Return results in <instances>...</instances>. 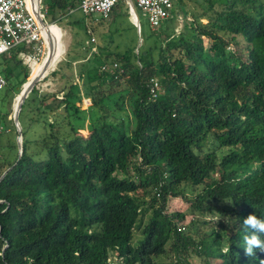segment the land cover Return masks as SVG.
Masks as SVG:
<instances>
[{"label": "trees", "instance_id": "16d2710c", "mask_svg": "<svg viewBox=\"0 0 264 264\" xmlns=\"http://www.w3.org/2000/svg\"><path fill=\"white\" fill-rule=\"evenodd\" d=\"M75 1L48 0V24ZM202 1L164 36L157 59L142 46L99 47L86 60L85 45L77 83L67 80L61 95L28 94L21 148L0 134V264L264 260L245 255L242 224L252 213L264 219V0ZM11 61L0 73L20 94L29 71L16 52ZM108 63L118 69L102 72ZM169 198L188 204V225L184 212H165Z\"/></svg>", "mask_w": 264, "mask_h": 264}, {"label": "rangeland", "instance_id": "374dc122", "mask_svg": "<svg viewBox=\"0 0 264 264\" xmlns=\"http://www.w3.org/2000/svg\"><path fill=\"white\" fill-rule=\"evenodd\" d=\"M33 3L35 0H31ZM202 0H177L174 7L173 18L165 21L159 28L151 30L147 21L146 15L139 9H135V18L128 11L126 5L121 4L120 6L113 9L108 19L101 18L100 15H90L85 16L80 11L75 10L68 17L60 20L58 25L53 24L54 29L57 32L58 39H51V43L55 42V45H51V51L54 52V67L51 71L47 73L44 78H41L35 85V89L42 94H59L60 91L64 89V86L67 80L76 81V72L79 63L72 64L75 56L81 57L84 55L83 46L89 44L90 36L86 34V30L89 28L92 30V36L95 39V46L99 51V47H106L111 54H123L126 51L134 49L135 54H137L140 47L144 46L146 48L152 49V55L154 59H157L158 47L163 44L164 36L166 34L175 33L177 34L183 26L184 22H189L192 18L191 15L200 12L203 9ZM48 0H41V8L45 13L48 7ZM77 6L76 1L74 3V8ZM47 15V14H46ZM53 15L58 16L57 12ZM49 16V15H48ZM47 23L51 20L50 18L45 19ZM137 21L139 23V29L137 26ZM203 24L206 21H202ZM60 27L59 29L56 27ZM63 35V36H62ZM64 41H63V40ZM49 42V41H48ZM207 44V42L205 43ZM231 50V48H229ZM45 52V51H44ZM43 52V53H44ZM61 53V56H60ZM44 54L39 56V61L34 64L31 69L27 66H24L29 71V77L27 81L31 82L34 78L37 77L42 67L45 65L47 60L44 62L43 66H39ZM82 58V57H81ZM113 59L110 57V60ZM12 60L10 58H0V72L2 73L4 68H12L13 62L7 61ZM57 60V61H56ZM9 62V63H7ZM52 64V65H53ZM111 63H108L110 65ZM70 65V67H69ZM75 77V79H74ZM12 89L9 90L8 96H4V91L8 87L6 85L5 89L0 92V110L2 114H7L5 118L0 117V134L4 132V135L9 136V140L17 141V132L13 123V109L16 107L19 102V97L16 92L13 90L15 81H10ZM28 82L24 84L21 91L27 86ZM89 99H82L80 107L82 110H86L91 102ZM2 115V116H3ZM37 131V130H36ZM81 135L86 137L87 130L80 131ZM135 168L130 166L128 169V175H135ZM199 190V189H197ZM188 204L181 198H169L165 212L167 214H172L174 212H184L186 214L185 220L183 221L185 225H188L189 222L193 219L189 212H187ZM216 223V219L213 221ZM135 236H138L137 234ZM193 254V253H192ZM194 255V254H193ZM191 257V262L193 264H206L205 259L202 257ZM173 258L171 255L166 254L158 259L159 264H172Z\"/></svg>", "mask_w": 264, "mask_h": 264}, {"label": "built area", "instance_id": "2783aa9c", "mask_svg": "<svg viewBox=\"0 0 264 264\" xmlns=\"http://www.w3.org/2000/svg\"><path fill=\"white\" fill-rule=\"evenodd\" d=\"M40 2L41 0L36 6L31 0H0V58H8L13 50L25 46L31 48L33 53L20 51L18 58L21 63L31 69L39 61V56L44 54L45 46L39 20L45 26L48 25ZM176 2L177 0H76L77 6L69 10L68 14L78 10L85 16L98 14L101 18L108 19L114 8L124 4L135 19V9L141 10L147 17L150 29L155 30L172 18ZM137 26L139 29L138 21ZM89 41L94 44V37H90ZM96 53L97 50L92 48L86 60ZM116 69H118L117 64H104L101 67L104 73H113ZM150 82V93L156 97L160 89L158 80L152 79ZM6 85L7 82L0 73V92Z\"/></svg>", "mask_w": 264, "mask_h": 264}, {"label": "clouds", "instance_id": "9594fccd", "mask_svg": "<svg viewBox=\"0 0 264 264\" xmlns=\"http://www.w3.org/2000/svg\"><path fill=\"white\" fill-rule=\"evenodd\" d=\"M242 224L247 233L244 236L245 255L256 260L258 259L257 251L264 253V219L252 213L243 219ZM259 264H264V260H260Z\"/></svg>", "mask_w": 264, "mask_h": 264}, {"label": "water", "instance_id": "95a60500", "mask_svg": "<svg viewBox=\"0 0 264 264\" xmlns=\"http://www.w3.org/2000/svg\"><path fill=\"white\" fill-rule=\"evenodd\" d=\"M38 1H39V0H35V5H36V6H38V5H37ZM39 22H40V24H41L42 27H45V24H44L41 20H39ZM51 55H52V54H50V56H51ZM50 56L47 57V62H48L47 66H48L49 63H50ZM47 62H46V63H47ZM46 68H47V67H46ZM39 80H40V77H39V78H35V79H33V80L28 84V86L25 87V88L21 91L20 95L18 96V97H19V102L17 103L16 107L13 109V118H12V119H13V123H14L15 130H16V132L18 133L17 145H18L19 148H21V137H20V134H21V127H20L19 120H18L19 112H20V110H21V108H22V104H23L24 100L27 98L28 94L32 91V89L35 87L36 83H37ZM23 86H24V85H23ZM23 86H22V87H23ZM18 97H17V98H18Z\"/></svg>", "mask_w": 264, "mask_h": 264}, {"label": "bare ground", "instance_id": "6f19581e", "mask_svg": "<svg viewBox=\"0 0 264 264\" xmlns=\"http://www.w3.org/2000/svg\"><path fill=\"white\" fill-rule=\"evenodd\" d=\"M42 35H43V38H44V45H45L44 46V51L45 52H44V55H43L42 58H44L46 55H48V56H50V54H52V55L50 56V63H49V65L47 66L48 62L45 63V65L42 67V69L40 70L39 74L37 75L36 78H39L40 77V79L41 78H44L47 75V73L49 72L50 67L54 65L53 64V61H54V52L51 51V45H53V44L55 45V42L53 41V44H52L51 43V40H50V38H49L48 35L51 36V39H53V38L56 39V40L58 39L57 32L54 29L53 24H48L47 26L42 27Z\"/></svg>", "mask_w": 264, "mask_h": 264}, {"label": "crops", "instance_id": "0c3cea01", "mask_svg": "<svg viewBox=\"0 0 264 264\" xmlns=\"http://www.w3.org/2000/svg\"><path fill=\"white\" fill-rule=\"evenodd\" d=\"M72 9H74V8H70L69 10H72ZM45 12H46V11H45ZM44 14H45V13H44ZM68 16H69V14H68L67 16H64V17L61 18L60 20H63L64 18H66V17H68ZM88 31H89V33H88ZM86 34L89 35L90 37H93V36H92V31H91V29H89V28L86 30ZM89 39H90V38H89ZM95 44H96V43L92 44V43H90V41H89V44H87V46L93 45L92 48H95V49L97 50ZM92 48L90 49L89 53L92 51ZM20 51L25 52V53H33V50H32L31 48H26L25 46L19 47L18 49L12 51V54H13L14 52L17 53V59H18V60H19V58H18V53H19ZM12 54H11L10 57H12ZM88 55H89V54H88ZM10 57H8V58H10ZM87 57H88V56H86V58H87ZM86 58H85V59H86ZM19 61H20V60H19ZM20 62H21V61H20ZM76 62H77V63H80V61H76ZM77 63L72 62V64H73L74 66H75V64H77ZM21 64H22V63H21Z\"/></svg>", "mask_w": 264, "mask_h": 264}]
</instances>
